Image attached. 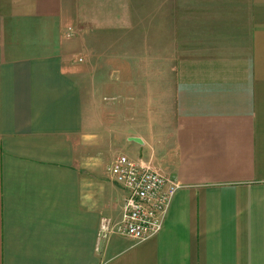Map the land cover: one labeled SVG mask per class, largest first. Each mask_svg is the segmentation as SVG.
Returning <instances> with one entry per match:
<instances>
[{
  "label": "crops",
  "instance_id": "obj_1",
  "mask_svg": "<svg viewBox=\"0 0 264 264\" xmlns=\"http://www.w3.org/2000/svg\"><path fill=\"white\" fill-rule=\"evenodd\" d=\"M118 155L178 185L137 243ZM0 264H264V0H0Z\"/></svg>",
  "mask_w": 264,
  "mask_h": 264
},
{
  "label": "built area",
  "instance_id": "obj_2",
  "mask_svg": "<svg viewBox=\"0 0 264 264\" xmlns=\"http://www.w3.org/2000/svg\"><path fill=\"white\" fill-rule=\"evenodd\" d=\"M107 171L125 195L118 220L111 222L102 218L98 225V237L105 238L115 233L137 243L157 233L168 203L178 188L177 183L137 165L124 155L116 156Z\"/></svg>",
  "mask_w": 264,
  "mask_h": 264
}]
</instances>
